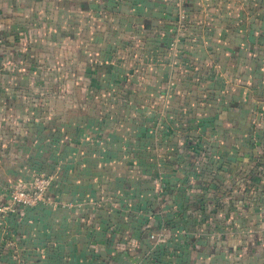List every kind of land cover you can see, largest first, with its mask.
<instances>
[{"label":"crops","instance_id":"1","mask_svg":"<svg viewBox=\"0 0 264 264\" xmlns=\"http://www.w3.org/2000/svg\"><path fill=\"white\" fill-rule=\"evenodd\" d=\"M262 113L264 0H0V264H264Z\"/></svg>","mask_w":264,"mask_h":264},{"label":"built area","instance_id":"2","mask_svg":"<svg viewBox=\"0 0 264 264\" xmlns=\"http://www.w3.org/2000/svg\"><path fill=\"white\" fill-rule=\"evenodd\" d=\"M52 175L45 171H35L27 178L16 177L9 183L7 196L9 202L0 204V225L6 210H14V206H31L40 202H53L46 193ZM153 237L152 233H149Z\"/></svg>","mask_w":264,"mask_h":264},{"label":"trees","instance_id":"3","mask_svg":"<svg viewBox=\"0 0 264 264\" xmlns=\"http://www.w3.org/2000/svg\"><path fill=\"white\" fill-rule=\"evenodd\" d=\"M207 130V129H206ZM205 130V132H200L197 136H195V138H193L191 140V142H188L187 144V149L190 150L192 156L196 159L192 160L193 162L197 163L198 160L203 156V155H207V149L206 146L205 148H200L201 145L203 144H207L209 142H206L204 136L207 134V131ZM189 153V154H190ZM188 154V155H189ZM187 155V157L185 158H189ZM186 156V153H185ZM191 156V155H190ZM251 159L248 160L247 163H244L248 170L246 171V173H244L243 175H241V181L244 182V189L242 192H250V196L256 195V194H263L264 193V145L259 147V150H257L256 152H254L251 156ZM219 161V160H218ZM219 166V165H218ZM253 167V169H252ZM200 168V166H199ZM246 168V169H247ZM198 170V168H197ZM218 167H215V173L217 172ZM222 170H219V172H221ZM241 171H245V170H241ZM9 186V184H8ZM200 188L203 189V185L200 184ZM8 189V188H7ZM201 191V190H200ZM194 196H200V193H196L194 194ZM211 210H209L210 212ZM149 234V233H148ZM249 244H255L254 240L253 241H249ZM252 246L248 245V248H245V250L241 251L240 255H246L247 251H251Z\"/></svg>","mask_w":264,"mask_h":264},{"label":"rangeland","instance_id":"4","mask_svg":"<svg viewBox=\"0 0 264 264\" xmlns=\"http://www.w3.org/2000/svg\"><path fill=\"white\" fill-rule=\"evenodd\" d=\"M260 116V124H261V122H263V119H262V116H264V113H262L261 115H259Z\"/></svg>","mask_w":264,"mask_h":264}]
</instances>
